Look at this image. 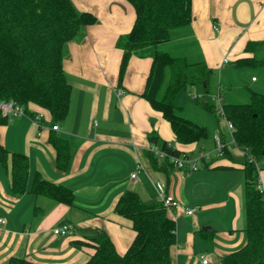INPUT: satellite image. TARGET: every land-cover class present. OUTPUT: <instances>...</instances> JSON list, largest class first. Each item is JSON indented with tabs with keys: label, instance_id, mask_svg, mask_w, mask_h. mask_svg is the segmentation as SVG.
Masks as SVG:
<instances>
[{
	"label": "crops",
	"instance_id": "crops-1",
	"mask_svg": "<svg viewBox=\"0 0 264 264\" xmlns=\"http://www.w3.org/2000/svg\"><path fill=\"white\" fill-rule=\"evenodd\" d=\"M72 1L79 10L93 13L97 22L85 26L81 40L67 43L63 69L71 95L67 116L56 123L59 130L52 129L48 111L32 103L26 115L0 124L1 143L24 153L28 161L26 190L19 194L10 190L8 168L0 166V264H6L11 255L37 264H84L94 251L92 237L97 229L109 236L119 253L124 252L135 232L114 205L127 189L145 201L157 200L154 185L158 182L178 201L168 210L175 221L171 264H221L223 255L245 243L241 151L230 139L227 148L231 147L228 151L234 159L216 153L209 157V151L195 170L159 169V160L153 166L147 156L151 130L190 156L210 146L175 143L162 113L139 95L151 65L148 51L130 55L118 84L123 50L117 40L132 27L131 4L126 0ZM184 29L177 40L191 38L204 71L215 72L237 57L251 55L244 51L246 42L264 40V0H191V20ZM172 36L173 32L169 40ZM37 112L42 114L39 119ZM51 133L69 143L63 169L55 165ZM214 134L226 143L220 129ZM35 174L69 187L72 204L29 190ZM258 179L264 194V165L258 168ZM185 207L195 210L186 214ZM63 222L70 225L68 232L54 234L53 228Z\"/></svg>",
	"mask_w": 264,
	"mask_h": 264
},
{
	"label": "trees",
	"instance_id": "trees-1",
	"mask_svg": "<svg viewBox=\"0 0 264 264\" xmlns=\"http://www.w3.org/2000/svg\"><path fill=\"white\" fill-rule=\"evenodd\" d=\"M126 1L133 7L135 17L131 29L117 40V45L123 50L118 66V84L122 81L130 55L141 49L148 51L151 65L139 95L162 113L174 134L175 143H199L207 137L206 126L178 115V106L173 101L174 94L187 82L182 72V60L157 47L171 38L173 30L189 26L191 0ZM95 22L97 18L93 13L79 10L72 0H0V98L12 99L25 109L32 103L48 111L51 125L62 122L69 111L71 95V84L63 69L67 43L81 40L85 26ZM244 51L251 55L237 57L229 63L235 67L264 64V40L246 42ZM166 66L171 69L170 83L162 97H158ZM205 72L210 73L211 70L206 69ZM199 80L206 82L205 77ZM222 107L225 117L233 125L231 143L242 153L245 243L223 255L220 263L264 264V194L259 186L257 168V159L264 156V93L251 91L247 102L222 101ZM5 121L1 118L0 124ZM147 138L150 147L155 146L165 152L160 157L154 150L147 149L153 166L156 167L159 160V169H180L170 156L188 155L187 152L178 150L173 142L160 137L155 130L148 132ZM49 140L55 150L56 167L65 168L69 159L67 139L51 133ZM220 155L234 159L227 143ZM0 165L10 172L11 192H24L27 156L9 150L0 141ZM158 184H162L167 192L163 183ZM29 190L48 195L58 202H73V191L69 187L45 180L37 174ZM114 209L130 220L135 232L133 239L126 250L119 253L109 236L97 229L92 237L94 251L84 264H171L170 247L175 241V221L161 201H145L136 191L127 189L119 195ZM6 264L37 263L11 255Z\"/></svg>",
	"mask_w": 264,
	"mask_h": 264
},
{
	"label": "rangeland",
	"instance_id": "rangeland-1",
	"mask_svg": "<svg viewBox=\"0 0 264 264\" xmlns=\"http://www.w3.org/2000/svg\"><path fill=\"white\" fill-rule=\"evenodd\" d=\"M183 33H185L184 28L173 30L172 39L160 43L157 47L182 60V72L187 82L184 88L174 94L173 101L178 106L176 112L178 115L206 126L207 137L199 142V146L204 144H207V147L210 146V149L204 152L210 151L209 157H214L216 155L214 132L220 129L225 133V142L230 140L226 123L217 115V94H220L224 103H245L249 100L251 91L264 93V64L235 67L228 63L223 69L206 73L197 46L192 39L187 37V39L177 40ZM170 76L171 69L166 66L158 97L164 94L170 83ZM200 77H205L206 82L200 81ZM228 148L231 147L228 146ZM262 165H264V156L257 159V167L261 168Z\"/></svg>",
	"mask_w": 264,
	"mask_h": 264
},
{
	"label": "built area",
	"instance_id": "built-area-1",
	"mask_svg": "<svg viewBox=\"0 0 264 264\" xmlns=\"http://www.w3.org/2000/svg\"><path fill=\"white\" fill-rule=\"evenodd\" d=\"M31 104V103H30ZM30 104L27 105V108L21 104L16 103L12 99H1L0 98V119L5 118L6 120H10L16 116L20 115H26L27 112L30 109ZM217 115L226 123L227 127V133L231 139V133L233 131V125L230 120H228L223 112V107H222V97L220 94H217ZM215 107V105H214ZM40 116H42L41 112H37L35 117L36 119H39ZM52 129L54 130H59V126L57 124H52ZM232 140V139H231ZM224 142L221 139L219 135L216 136L215 138V146H214V151L216 154H221L224 148ZM150 149L154 150L160 157L165 155V152L162 150L156 148L155 146H151ZM209 152H204V151H199L195 155L190 156V154L185 155H171L170 160L177 166L178 168H186V169H191L195 170L198 167L199 160L203 159L205 156L208 155ZM140 169V166L137 164L136 170L138 171ZM136 170L133 171L130 176L134 177ZM155 191L157 194V199L162 202V204L169 210L171 207H176L178 206V201L169 193L165 192L164 187L162 184H155ZM195 210V207L189 208L185 207L184 212L186 214H192L193 211ZM2 221V220H0ZM70 229V225L67 222H63L56 227L53 228V233L54 234H61L65 235L68 230ZM201 261L203 263H206L207 260L204 257V255H201Z\"/></svg>",
	"mask_w": 264,
	"mask_h": 264
}]
</instances>
